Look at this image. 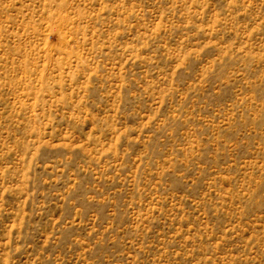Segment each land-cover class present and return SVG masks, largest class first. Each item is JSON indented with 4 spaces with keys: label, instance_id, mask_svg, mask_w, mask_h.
<instances>
[{
    "label": "rangeland",
    "instance_id": "1",
    "mask_svg": "<svg viewBox=\"0 0 264 264\" xmlns=\"http://www.w3.org/2000/svg\"><path fill=\"white\" fill-rule=\"evenodd\" d=\"M0 264H264V0H0Z\"/></svg>",
    "mask_w": 264,
    "mask_h": 264
}]
</instances>
